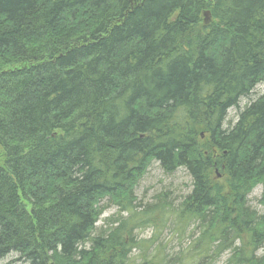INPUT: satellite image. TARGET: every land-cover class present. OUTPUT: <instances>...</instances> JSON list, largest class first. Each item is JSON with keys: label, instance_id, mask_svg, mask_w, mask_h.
<instances>
[{"label": "trees", "instance_id": "1", "mask_svg": "<svg viewBox=\"0 0 264 264\" xmlns=\"http://www.w3.org/2000/svg\"><path fill=\"white\" fill-rule=\"evenodd\" d=\"M258 86L264 0H0V259L264 264ZM153 162L189 173L178 206L170 192L138 204ZM104 200L126 216L99 226ZM160 220L199 234L153 254L138 231Z\"/></svg>", "mask_w": 264, "mask_h": 264}, {"label": "rangeland", "instance_id": "2", "mask_svg": "<svg viewBox=\"0 0 264 264\" xmlns=\"http://www.w3.org/2000/svg\"><path fill=\"white\" fill-rule=\"evenodd\" d=\"M205 19V18H204ZM264 88L258 86L255 89L252 99L256 98L259 93H262ZM249 103V100L242 99L240 101V108H244ZM239 110L237 108H231L228 111V122L234 125L237 121V115ZM203 135V134H202ZM192 191V179L184 168H179L173 174H167L161 168L159 163L153 162L148 168L146 174L140 180L139 184L135 189V195L138 199V204L141 207H145L147 204H153L155 202V196L161 192H170L171 198L173 199L174 205L178 206L180 201L183 200L184 196H187ZM263 186L258 184L252 193L249 195V205L262 213L263 207L260 204L262 197ZM101 205L105 207L104 213L101 216V220L98 225L104 224V219L122 215L126 216L125 213L119 214L117 206L111 204L108 200H104ZM139 206V205H138ZM140 208V206H139ZM199 230L196 224H191L187 227L184 233L180 234L179 228L174 225L172 221L165 224L161 223L160 226L150 225L145 229L138 231L140 239L152 241V244L146 243V247H150L151 253L156 254V251L161 250L163 254L172 259L176 257L181 251H186L195 242ZM134 254L138 255L139 251H135ZM228 255L224 254L222 257L214 261L213 264H228ZM0 264H26L23 259L16 253H12L4 259H0Z\"/></svg>", "mask_w": 264, "mask_h": 264}, {"label": "water", "instance_id": "3", "mask_svg": "<svg viewBox=\"0 0 264 264\" xmlns=\"http://www.w3.org/2000/svg\"><path fill=\"white\" fill-rule=\"evenodd\" d=\"M204 18H205V22L209 23L212 21V16H211V12L210 11H205L204 12Z\"/></svg>", "mask_w": 264, "mask_h": 264}, {"label": "bare ground", "instance_id": "4", "mask_svg": "<svg viewBox=\"0 0 264 264\" xmlns=\"http://www.w3.org/2000/svg\"><path fill=\"white\" fill-rule=\"evenodd\" d=\"M254 95V94H253Z\"/></svg>", "mask_w": 264, "mask_h": 264}]
</instances>
